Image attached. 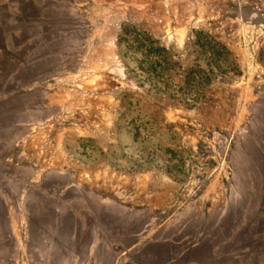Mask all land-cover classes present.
I'll use <instances>...</instances> for the list:
<instances>
[{"label": "rangeland", "instance_id": "obj_1", "mask_svg": "<svg viewBox=\"0 0 264 264\" xmlns=\"http://www.w3.org/2000/svg\"><path fill=\"white\" fill-rule=\"evenodd\" d=\"M126 24L238 70L187 107L126 68ZM22 207L19 264H264V0H0V232Z\"/></svg>", "mask_w": 264, "mask_h": 264}, {"label": "trees", "instance_id": "obj_2", "mask_svg": "<svg viewBox=\"0 0 264 264\" xmlns=\"http://www.w3.org/2000/svg\"><path fill=\"white\" fill-rule=\"evenodd\" d=\"M196 64L189 70L176 67L169 50L161 46L157 39L147 31L139 29L133 24L124 25L119 35L118 47L122 50L124 63L129 72L141 77L144 84L158 88L185 90L180 98L168 94V98L178 100L187 107H195L207 99L209 88L219 78L230 73H236L238 65L233 53L212 35L200 32L196 39ZM128 61H137L132 68ZM182 79L183 85H178L174 79Z\"/></svg>", "mask_w": 264, "mask_h": 264}, {"label": "crops", "instance_id": "obj_3", "mask_svg": "<svg viewBox=\"0 0 264 264\" xmlns=\"http://www.w3.org/2000/svg\"><path fill=\"white\" fill-rule=\"evenodd\" d=\"M4 176H8V178H6L12 180V174L7 173ZM7 219L10 230L8 233L0 232V249L6 248L4 245L12 240L13 247H15V258L12 262L14 264H19L20 259L24 255L25 245L29 238V216L27 211L22 207L20 215H14L12 210H9ZM11 254L14 255L13 252Z\"/></svg>", "mask_w": 264, "mask_h": 264}]
</instances>
